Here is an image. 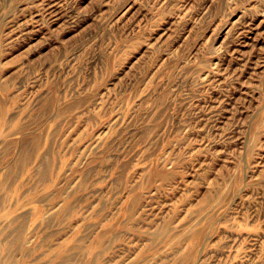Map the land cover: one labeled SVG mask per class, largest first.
<instances>
[{
    "label": "rangeland",
    "instance_id": "374dc122",
    "mask_svg": "<svg viewBox=\"0 0 264 264\" xmlns=\"http://www.w3.org/2000/svg\"><path fill=\"white\" fill-rule=\"evenodd\" d=\"M0 264H264V0H0Z\"/></svg>",
    "mask_w": 264,
    "mask_h": 264
}]
</instances>
